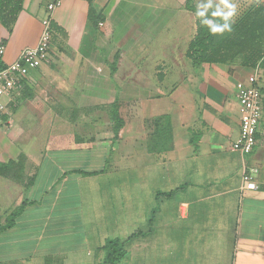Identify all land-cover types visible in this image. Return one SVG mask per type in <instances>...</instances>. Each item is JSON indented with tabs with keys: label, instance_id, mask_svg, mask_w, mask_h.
Segmentation results:
<instances>
[{
	"label": "crops",
	"instance_id": "0c3cea01",
	"mask_svg": "<svg viewBox=\"0 0 264 264\" xmlns=\"http://www.w3.org/2000/svg\"><path fill=\"white\" fill-rule=\"evenodd\" d=\"M49 1L22 0L11 30L0 24V64L37 44ZM185 1L62 0L51 14V59L0 121V163L22 176L0 175V226L26 204L0 232V264H101L111 240L120 264H264V70L240 57L192 66ZM235 2V21L260 4ZM252 74L262 117L243 158L231 145ZM243 166L256 190H241Z\"/></svg>",
	"mask_w": 264,
	"mask_h": 264
},
{
	"label": "trees",
	"instance_id": "16d2710c",
	"mask_svg": "<svg viewBox=\"0 0 264 264\" xmlns=\"http://www.w3.org/2000/svg\"><path fill=\"white\" fill-rule=\"evenodd\" d=\"M194 2L195 0H186L183 6L184 10L193 15L195 12ZM21 9L22 0H0V24L10 31ZM88 19L93 26L102 20L99 16L94 17L93 11L90 9ZM198 23L195 19L196 33L185 51V57L192 66L196 67L202 63L225 65L235 57H240L241 66L252 69L260 67L264 70V3L244 8L233 25L232 33L211 36L206 28H198ZM50 26L52 30L60 31L52 22H50ZM52 41H54V36ZM116 62L117 57L115 56L111 64L112 72L116 69ZM3 67L0 64V70ZM111 117L114 123V134H116L122 125V121L118 117L116 103L111 107ZM20 166L14 162L0 163V175L15 182H21ZM80 173L86 174L82 171ZM25 205L23 203L7 217L5 224L0 226V232L9 229L14 224L15 219L23 212ZM102 250L104 255L101 264H120L126 254L124 243L117 240L107 241Z\"/></svg>",
	"mask_w": 264,
	"mask_h": 264
},
{
	"label": "built area",
	"instance_id": "2783aa9c",
	"mask_svg": "<svg viewBox=\"0 0 264 264\" xmlns=\"http://www.w3.org/2000/svg\"><path fill=\"white\" fill-rule=\"evenodd\" d=\"M62 0H50L46 4L47 16L42 19V30L38 42L33 47L23 48L12 63L6 64L0 70V121L7 114L10 106H15L21 91L27 85L29 73L51 59L52 29L50 26L51 14L61 5ZM99 26H102L99 23ZM4 45H0V59L4 53ZM239 113V133L236 141L231 145L233 151L243 158L252 153L258 144V128L262 117L261 92L257 77L252 74L247 84L237 95ZM256 169L243 166L241 174V190H256L253 180Z\"/></svg>",
	"mask_w": 264,
	"mask_h": 264
},
{
	"label": "clouds",
	"instance_id": "9594fccd",
	"mask_svg": "<svg viewBox=\"0 0 264 264\" xmlns=\"http://www.w3.org/2000/svg\"><path fill=\"white\" fill-rule=\"evenodd\" d=\"M259 2L264 3V0ZM237 14L235 0H198L194 12L199 22L197 27L206 28L211 36L232 33Z\"/></svg>",
	"mask_w": 264,
	"mask_h": 264
},
{
	"label": "rangeland",
	"instance_id": "374dc122",
	"mask_svg": "<svg viewBox=\"0 0 264 264\" xmlns=\"http://www.w3.org/2000/svg\"><path fill=\"white\" fill-rule=\"evenodd\" d=\"M254 0H247V2H253ZM198 1H196L195 2V5H196V3H197ZM54 59V58H53ZM140 62H141V59H140ZM55 251H57V250H55ZM53 257H55V258H52V262H50V263H46V264H62L61 262H60V260H61V257H59V258H56V255H54ZM41 264H45V263H41Z\"/></svg>",
	"mask_w": 264,
	"mask_h": 264
}]
</instances>
